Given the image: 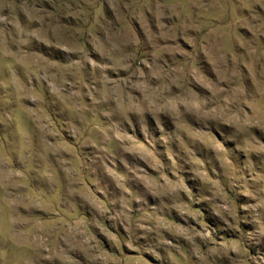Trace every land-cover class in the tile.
Here are the masks:
<instances>
[{"label":"rangeland","instance_id":"rangeland-1","mask_svg":"<svg viewBox=\"0 0 264 264\" xmlns=\"http://www.w3.org/2000/svg\"><path fill=\"white\" fill-rule=\"evenodd\" d=\"M0 264H264V0H0Z\"/></svg>","mask_w":264,"mask_h":264}]
</instances>
